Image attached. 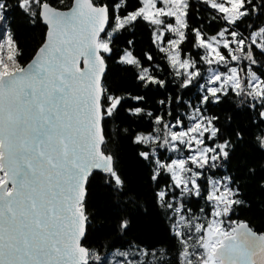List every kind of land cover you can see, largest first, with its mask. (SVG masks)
<instances>
[{
	"label": "snow or ice",
	"instance_id": "obj_1",
	"mask_svg": "<svg viewBox=\"0 0 264 264\" xmlns=\"http://www.w3.org/2000/svg\"><path fill=\"white\" fill-rule=\"evenodd\" d=\"M63 4L0 0V264H264V232L229 219L245 203L243 177L229 174L244 132L226 135L211 111L235 97L258 118L255 140L264 149V0ZM15 11L47 25L27 64L13 31ZM140 25L151 28L163 66L151 51L138 53L133 39L119 47ZM110 62L131 70L145 91L109 82ZM172 84L176 90L149 107L150 90ZM193 88L195 101L185 100ZM122 139L137 147L153 203L179 248L114 242L109 258L87 244L90 180L99 176L129 194L118 153L108 148ZM191 198L205 201L199 215ZM130 223L117 221L121 239Z\"/></svg>",
	"mask_w": 264,
	"mask_h": 264
},
{
	"label": "trees",
	"instance_id": "obj_2",
	"mask_svg": "<svg viewBox=\"0 0 264 264\" xmlns=\"http://www.w3.org/2000/svg\"><path fill=\"white\" fill-rule=\"evenodd\" d=\"M72 2L73 0H64V4L60 7L66 10L71 7ZM13 19L15 20L13 31L23 53L20 58L21 63L27 64L43 44L47 28L39 21L35 24L31 23L19 11L13 13ZM192 23L196 24L198 21L193 19ZM241 30L243 31V27ZM129 38L135 41L138 53L151 51L157 57L156 62L164 65L162 54L156 52L151 43V28L149 26L140 25L132 34L125 33L119 47H124V39ZM202 70H204L203 67ZM164 74L161 73L162 76ZM205 75H207L206 71ZM167 78L171 79L170 76ZM108 80L133 94H142L145 91L133 79L131 70L115 62L109 63ZM175 90V84H172L169 89H151L148 98L149 107H153L154 100L163 99V94L166 91ZM197 95L198 90L193 88L187 95H184V99L195 101ZM211 111L220 114L226 135L232 131L244 132V141L237 148L230 162L229 174H238L243 177L240 184V198L245 203L237 207L229 219L246 221L254 231L264 232V149H261L255 140V136L259 132L252 124V121L258 123V118L252 113H246L239 109L235 97L213 106ZM226 117H231V121H226ZM127 119V117L124 118L125 126ZM115 126L114 124L109 125L110 128H115ZM108 148L118 153L119 167L126 177L129 194L117 193L106 186L99 176L90 180L85 199V207L91 219L87 244L99 249L102 254L107 253L109 258L114 249L109 250L108 246L114 242L117 246L128 240L133 243L144 242L151 245H160L164 242L165 246L179 248L178 242L168 231L167 221L162 210L153 203L150 194L153 186L149 185L148 180L149 170L145 167L144 162L137 157V147L130 140L122 139L118 143L110 142ZM249 168L254 169L252 174L248 172ZM219 174L221 172H218ZM133 198L136 200L135 204L131 202ZM188 206L199 215V209L205 207V201L191 198ZM206 212L210 213V209L206 208ZM121 217H127L131 222L130 231L123 239L120 238L116 229V223ZM173 256L174 254H171L170 258Z\"/></svg>",
	"mask_w": 264,
	"mask_h": 264
},
{
	"label": "water",
	"instance_id": "obj_3",
	"mask_svg": "<svg viewBox=\"0 0 264 264\" xmlns=\"http://www.w3.org/2000/svg\"><path fill=\"white\" fill-rule=\"evenodd\" d=\"M72 3H73V2H72ZM66 10H68V9H66ZM44 25H45V24H44ZM45 26H46V28H47V25H45ZM46 33H47V31H46ZM45 38H46V35H45ZM44 40H45V39H44ZM35 54H36V53H35ZM34 56H35V55H34ZM34 56H33V58H34ZM33 58H32V59H33ZM32 59H31V60H32ZM31 60H30V62H31ZM28 63H29V62H28ZM257 233H258V232H257Z\"/></svg>",
	"mask_w": 264,
	"mask_h": 264
}]
</instances>
